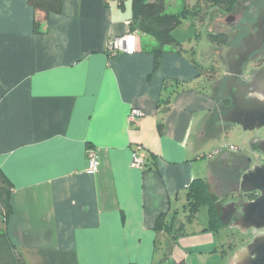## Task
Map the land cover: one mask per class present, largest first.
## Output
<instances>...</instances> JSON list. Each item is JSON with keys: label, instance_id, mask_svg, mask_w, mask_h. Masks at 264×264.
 Listing matches in <instances>:
<instances>
[{"label": "crops", "instance_id": "crops-1", "mask_svg": "<svg viewBox=\"0 0 264 264\" xmlns=\"http://www.w3.org/2000/svg\"><path fill=\"white\" fill-rule=\"evenodd\" d=\"M128 1L64 0L37 31L27 0H0V168L14 184L0 228L28 264H222L220 231L186 209L192 182L215 179L207 141H193L203 113L221 115L216 79L178 37L183 51L166 48L158 65L146 33L135 52L110 54L108 40L129 30ZM138 144L144 169L131 165ZM162 213L185 229L157 249Z\"/></svg>", "mask_w": 264, "mask_h": 264}, {"label": "trees", "instance_id": "trees-1", "mask_svg": "<svg viewBox=\"0 0 264 264\" xmlns=\"http://www.w3.org/2000/svg\"><path fill=\"white\" fill-rule=\"evenodd\" d=\"M27 1L37 14V31H40V22L42 18H47L53 13L62 12L64 2V0ZM126 1L127 0H119V6L124 8ZM196 1L198 5L202 3L206 4L208 9L209 7H219L227 13L233 10L239 0ZM131 4L132 18L129 20V30L137 31L138 33H146L154 38L155 45L152 51L156 57V65L160 62V57L165 52L166 48L171 47L177 49L179 52L183 51L181 42L176 39L173 32L185 19H189L192 14L197 17L199 13L198 9H191L188 6H184L182 10L176 13H167L165 0H131ZM219 37V34H209V38L213 42H220ZM195 65L201 68L199 64L195 63ZM221 105L226 110L231 107L227 100L221 101ZM13 192V182L0 168V216L4 218L5 221L13 212ZM203 206L208 207V229L219 232L225 227V224L221 220L219 202L215 195L211 193L207 182L203 178H197L192 182L187 192V219H193ZM184 229V222H179L176 215H169L168 213L160 214L155 226L157 233L161 234L156 241L157 249H159L162 244L174 243L177 237L184 232ZM164 257L166 258V254ZM0 264H28L23 253L12 242L4 228H0ZM179 264H185V262L180 261Z\"/></svg>", "mask_w": 264, "mask_h": 264}, {"label": "water", "instance_id": "water-1", "mask_svg": "<svg viewBox=\"0 0 264 264\" xmlns=\"http://www.w3.org/2000/svg\"><path fill=\"white\" fill-rule=\"evenodd\" d=\"M248 26L250 33L242 39L241 44L231 50L225 49L227 63L224 78L227 82L222 98L230 97L232 105L222 113L220 96L215 91L221 115L216 106L213 112L209 111L200 116L193 141L195 148L201 147L210 137H219V132L212 128L214 122L236 124L245 131H260L264 128V67L257 70L247 84L241 81L246 67L244 64L252 53L264 46V11H261L256 24L250 23ZM213 53H217L215 48L209 52V55ZM234 87L237 90H234ZM249 94L252 95L248 96ZM219 126H222V123ZM258 149L264 156V139ZM250 161L249 169L242 175L241 189L246 193L259 192V196L242 204L239 210L241 215L234 220L232 227L240 230L241 233L254 228L257 233L248 244L234 253V264H264V163L253 164L251 158ZM232 206L234 210L237 209L236 204ZM221 220L225 225L229 223L224 217H221Z\"/></svg>", "mask_w": 264, "mask_h": 264}, {"label": "rangeland", "instance_id": "rangeland-1", "mask_svg": "<svg viewBox=\"0 0 264 264\" xmlns=\"http://www.w3.org/2000/svg\"><path fill=\"white\" fill-rule=\"evenodd\" d=\"M127 3L129 5L131 0ZM184 6H188L191 9L196 8L199 10V13L197 17L192 14L193 16L191 15L189 19H185L175 29L174 35L185 43V48L189 56L195 59L205 71L209 70L214 76V79H218L222 76L223 66L217 53L209 55V52L216 48V45L210 40L209 34L216 32V18L227 14L219 7H209L208 9L204 3L198 5L196 0H166L167 13H176L182 10ZM228 27L227 25L224 26V30H227ZM213 67L215 68L213 69ZM222 126H224L223 123ZM226 128L222 133H219V137H210L206 145L201 149L207 161L210 155L214 156L211 162V170L218 182V191L214 185L215 180L213 181L211 179L213 181L211 183L213 184L210 185L219 202L221 214L225 205L236 203L240 200L238 194H233V189L235 188L233 184L237 183L236 181L239 179V175L242 178V165L245 163L243 162L245 156L250 157L253 164L264 162V158L259 159L257 155L254 156L248 151L250 141L256 136H264V129L261 131H245L241 126L236 124H230ZM231 146H237L238 150L233 151ZM206 173H209L208 169H206ZM205 177L210 178L208 174ZM207 216H209L208 207H201L197 214L199 224L207 223ZM182 217H184V214L181 215ZM219 238L224 251L222 264H234V253L249 240V237H246L238 229L228 226L220 230Z\"/></svg>", "mask_w": 264, "mask_h": 264}, {"label": "flooded vegetation", "instance_id": "flooded-vegetation-1", "mask_svg": "<svg viewBox=\"0 0 264 264\" xmlns=\"http://www.w3.org/2000/svg\"><path fill=\"white\" fill-rule=\"evenodd\" d=\"M264 11V0H239L238 3L235 5V7L233 8V10L231 12H227L225 16H221L216 18V22H215V33L212 34H219V40L220 42H213L216 45V52L217 55L219 56L220 60H221V64L223 66V73L222 76L218 79H216L215 81H213L212 83V90L217 91L219 93L220 96V104L221 101L227 100L230 105H232V100L230 97H226V98H222V96L224 95V92L226 90L225 88V84L227 82V80L224 78L225 76V69H226V53L225 49H233L234 47H237L241 44L242 39L244 37H246L249 33H250V26H248V24L253 23L256 24L259 17L261 16V11ZM229 26L227 30H224V26ZM257 29V28H256ZM231 56H233L231 54ZM238 56V55H236ZM245 70L244 73L241 76V81L243 82V84H247V82L250 80L252 75H255V73L257 72V70H259L260 68L264 67V46L259 49L256 50L254 53H252L248 59V61L244 64ZM215 67H213L214 69ZM209 71V70H207ZM210 72V71H209ZM234 90H237L236 87H234ZM252 94H249L248 96H251ZM219 101V100H218ZM226 109L222 107V113L225 112ZM221 123H223L225 126H229L230 123H226L223 121H220L218 123L214 122V124L212 125V128L217 130L219 133H222L224 130H226L227 128L225 126H219ZM218 124V125H217ZM211 129V128H210ZM264 129V128H263ZM261 129V130H263ZM260 130V131H261ZM209 132V131H208ZM262 139H264V137H254L250 143H249V152L252 153L254 156L257 155L259 159H263L264 156L262 154H260L258 146L260 145V143L262 142ZM264 160V159H263ZM245 162L242 165L243 168V172L242 175L245 171H247L249 169V163L250 161V157H248L247 155L245 156V160L243 161ZM264 163V162H262ZM241 175H239V179H237V183L233 184L234 185V192L233 194H238L240 196V200H238L236 203H229L227 205L224 206V208L222 209V214L221 217H224V219L229 220V223L225 226L228 227H232V223L234 222V220H236L241 214L239 213L242 204L246 201V200H254L259 196V192H244L241 189ZM205 180V179H204ZM214 185L216 186V190L219 189V185L216 179H214ZM210 188L211 193L214 195L212 189H211V185L213 183H211V185L209 184V182L207 180H205ZM218 191V190H217ZM225 196V195H223ZM233 204H236L237 209L234 210L233 208ZM232 215V217H231ZM240 231V230H239ZM257 233V231L252 228L250 230H248V232L243 233L244 235H246V237H249V240L247 241V243H245L244 245L248 244L254 237V235ZM243 245V246H244ZM242 246V247H243Z\"/></svg>", "mask_w": 264, "mask_h": 264}, {"label": "built area", "instance_id": "built-area-1", "mask_svg": "<svg viewBox=\"0 0 264 264\" xmlns=\"http://www.w3.org/2000/svg\"><path fill=\"white\" fill-rule=\"evenodd\" d=\"M111 2L113 0H107ZM130 25V21L127 22ZM137 31L128 30L125 34L110 38L107 42V50L110 54L117 53H132L137 50ZM143 116V111L139 108L133 107L128 116V123L136 125L139 119ZM233 151H237V146H231ZM220 152V151H218ZM147 151L142 145H137L133 151L131 165L135 168L144 169L146 167ZM99 156L95 150L88 153V167L87 173L95 174L99 167Z\"/></svg>", "mask_w": 264, "mask_h": 264}]
</instances>
